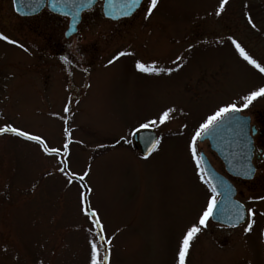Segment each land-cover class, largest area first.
<instances>
[{
  "label": "rangeland",
  "instance_id": "rangeland-1",
  "mask_svg": "<svg viewBox=\"0 0 264 264\" xmlns=\"http://www.w3.org/2000/svg\"><path fill=\"white\" fill-rule=\"evenodd\" d=\"M150 2L118 21L98 3L67 38L68 18L48 9L22 17L13 0H0V33L17 41L0 39V127L61 149L48 155L38 142L0 133V264H91L94 239L107 264H178L183 234L215 195L200 178L192 137L219 107H241L264 87V73L232 43L264 66V0H227L223 10L221 0H158L148 15ZM120 52L127 55L114 59ZM138 61L171 71L142 72ZM258 110L264 96L242 112ZM151 120L160 144L144 157L133 133ZM196 147L225 173L207 140ZM60 167L89 176L69 184ZM260 179L261 190L236 181L238 199L257 208L248 221L227 228L209 217L186 264H264ZM81 184L92 188L89 210L98 213L107 253L101 228L81 212Z\"/></svg>",
  "mask_w": 264,
  "mask_h": 264
},
{
  "label": "water",
  "instance_id": "water-1",
  "mask_svg": "<svg viewBox=\"0 0 264 264\" xmlns=\"http://www.w3.org/2000/svg\"><path fill=\"white\" fill-rule=\"evenodd\" d=\"M97 2L98 0H13L14 9L21 16L36 15L47 7L55 14L68 17L69 25L65 31L67 38L78 31L83 12L91 9ZM143 2L144 0H138V3H132V0H103V14L115 21L128 18ZM250 127L249 116L241 112L231 113L220 124L204 133L199 141H209L211 149L221 158L229 174L250 179L255 172ZM134 140L140 144L143 155L148 156L154 151L148 141L158 140V136L154 130L148 129L135 133ZM200 157L204 175L210 186H216V194L219 196L211 219L229 226H238L245 220L246 211L243 203L236 199V187L212 165L205 153L202 152ZM245 172L249 174L245 175Z\"/></svg>",
  "mask_w": 264,
  "mask_h": 264
},
{
  "label": "snow or ice",
  "instance_id": "snow-or-ice-1",
  "mask_svg": "<svg viewBox=\"0 0 264 264\" xmlns=\"http://www.w3.org/2000/svg\"><path fill=\"white\" fill-rule=\"evenodd\" d=\"M132 3H138V0H132ZM227 3V0H221V3L219 5L220 10L224 9L225 4ZM158 0H151L150 6L147 8V14L151 15L152 11L157 7ZM127 14V13H126ZM219 14V12L217 13ZM249 23H252L251 17L249 16ZM255 27V25H252ZM0 39H3L5 41H8L12 44H16L17 41L10 40V38L7 35H4L3 33H0ZM232 43L235 45V48L239 51L240 55L244 57V59L251 65H254L256 68L259 69L261 73H264V66H261L260 63H258L255 59H253L252 56H250L245 49L241 46L239 42L236 40H232ZM20 47H23V45H20ZM127 55L125 52L118 53V56L114 59L119 58V56ZM113 60H110L109 63L111 64ZM136 67L142 71V72H162V71H171V69H158L155 66L149 68L142 62H137ZM264 96V87L259 88L258 90L251 91L249 95H246L243 98V103L241 107H238L236 104H228L223 107H219L214 114L207 116V118L204 120L203 123L199 125V128L196 130L194 136L192 137L191 141V154L193 158L196 159V166L199 168L202 162V157H199L197 154V147H196V140L197 138H200L203 136L204 133L208 132L213 127L220 124L226 117L229 116L231 113H239L242 111L243 108H247L249 104L255 100L257 97ZM65 111H68L66 108ZM173 111V109L168 108L163 111V113L159 116V121L163 123L166 119L169 118V114ZM156 124V120L148 121L147 123H141L138 128H136V132L138 133L140 129H147L149 126H154ZM0 133H14L18 137H22L28 141H35L38 142L39 145L43 146V151L47 153L48 155H54L59 154L61 152L60 148L57 147H49L46 141L39 135L31 134L28 131H23L17 127H14L12 125H5L3 127H0ZM152 145V150H155L159 144V140H150L148 141ZM69 148V145L66 143L63 145V150L67 151ZM63 164L64 161H61ZM59 171L66 175L68 178V183L71 184L74 180H80L83 181L86 177L89 176V171H84L82 174L77 173H70L68 172L64 167H60ZM201 173L204 172L203 168H200ZM251 170H249L250 172ZM249 172H245L244 174L247 175ZM202 180L204 179L203 175L200 177ZM207 183V181H205ZM81 188L84 191H81L80 199H81V212L84 215H90L93 217V221L96 225H98L101 228V232L98 233L99 242L105 244V251L106 253L110 251L108 249L107 244L109 243L106 240V237H104L102 233V225L100 224V219L98 216V213L95 209H90L89 204V197L88 193L92 192V188L88 185L81 184ZM217 189L215 185L211 186V193H216ZM217 201L215 195H211L207 201L206 207L203 209L202 214L200 215L198 219L197 224H193L192 226L188 227L186 232L183 234L182 239L178 245V251H177V259L178 264H186V257L188 256L190 243L195 237L197 233L201 231V226H206V222L208 221L209 217L212 216L213 210L216 207ZM252 229V223H248L247 231H251ZM90 244V253H91V264H107L109 260V255L105 254L102 258L100 256L99 247L97 240L89 241Z\"/></svg>",
  "mask_w": 264,
  "mask_h": 264
},
{
  "label": "flooded vegetation",
  "instance_id": "flooded-vegetation-1",
  "mask_svg": "<svg viewBox=\"0 0 264 264\" xmlns=\"http://www.w3.org/2000/svg\"><path fill=\"white\" fill-rule=\"evenodd\" d=\"M251 117V130L250 134L252 135L253 139V148H252V162L255 167L254 176L251 179L247 178H238V177H230L231 180L236 185V181H242L244 186H252L255 189L261 190L263 187V184H256L257 178H261L262 180L264 178V111L258 110L256 113L248 114ZM255 184V185H251ZM258 192V191H257ZM260 193L254 196L253 204L256 199V196H258ZM238 196V192H237ZM243 205L246 210V218L243 224H245L248 219L250 218L252 210L256 211L257 208L254 206H251L247 201H245V198H243ZM217 224V223H215ZM221 225V224H219ZM227 228H233L226 225H222Z\"/></svg>",
  "mask_w": 264,
  "mask_h": 264
}]
</instances>
